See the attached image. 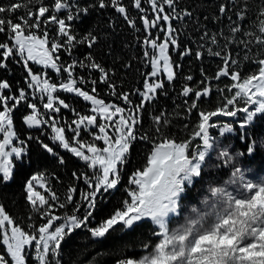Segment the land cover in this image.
Instances as JSON below:
<instances>
[{
    "label": "snow or ice",
    "instance_id": "6c2138e0",
    "mask_svg": "<svg viewBox=\"0 0 264 264\" xmlns=\"http://www.w3.org/2000/svg\"><path fill=\"white\" fill-rule=\"evenodd\" d=\"M177 8L178 0L0 3V35L4 36L0 71L12 76L11 65H16L24 73L14 82L0 78V186L22 178L25 203L38 218L36 222L30 215L22 225L0 203V264H63L64 246L77 230L103 240L117 230L134 231L145 222L152 230L142 243L143 254L123 257L116 264H264V174L252 178L253 168L243 166L245 158L255 163L256 155L264 153V121L259 119L264 115V0L255 18L249 16L248 0L242 5L239 0L221 3L212 19L226 18L227 34L223 29L210 33L205 27L200 35V41L218 49L207 47V55L221 63L212 77L201 69L200 87L184 83L178 93L187 112L198 114L195 127L183 140L163 131L170 124L164 110L152 117V130H143L147 106L167 96L179 76L182 64L173 53L181 60L191 56L201 60L205 54L203 43L196 49L182 47L174 21L191 18L192 12L185 9L181 14ZM108 9L140 34L136 39L142 60L150 69L142 73V86L131 92L119 91L112 82L114 73L93 56L91 49L99 42L96 31L81 34L76 27L93 11ZM114 24L108 22L110 28ZM79 46L89 51L82 58H72ZM254 47L259 51L250 55ZM241 51L243 57L238 59ZM245 62L255 67L245 72ZM222 79L230 81L218 89L222 103L202 109V101L213 92L210 82ZM99 85L121 103L101 98ZM62 94L81 99L88 105L86 112ZM64 111L73 118L67 119ZM241 114L238 127L223 123L219 133L235 132L243 147H219L210 134L218 127L213 118ZM17 119L39 134L29 131L22 136ZM137 144L145 146L142 162L128 171ZM57 149L85 167L71 172L74 183L67 186L63 198L53 187L60 177L41 167L48 157L60 166L66 164ZM213 152L218 162L210 164ZM221 169L228 170L226 179ZM198 184L203 188L199 206L184 212V202ZM120 191L119 206L93 226L101 206Z\"/></svg>",
    "mask_w": 264,
    "mask_h": 264
},
{
    "label": "trees",
    "instance_id": "16d2710c",
    "mask_svg": "<svg viewBox=\"0 0 264 264\" xmlns=\"http://www.w3.org/2000/svg\"><path fill=\"white\" fill-rule=\"evenodd\" d=\"M10 0H0V3L7 4ZM130 0H125V3H129ZM83 3V0H82ZM221 3H228V0H178L177 12L181 13L187 9L192 12L191 18H185L183 20L174 21L175 27L179 30V39L181 45L192 47L196 49L199 43L205 45L204 57L201 60H196L194 56L185 57L183 60L180 59L178 53H173V58L182 67L179 69V76L175 84L169 86L168 95L161 96L156 102L147 106V111L143 115V130H152V117L159 113L160 110H164L166 118L170 121V124L163 129L165 133L173 136L177 140L185 139L192 129L195 127L198 121V114L193 112L189 114L187 112V105L184 104V98L179 96L178 93L184 83H189L190 86L200 87L199 81L202 79L201 69L212 77L218 70V65L221 61L217 57L207 55L206 48L211 46L214 50H218L216 46L210 45L208 41H200L199 37L202 32L206 29L211 32H218L221 29L224 30L225 34L228 32L229 21L226 18H222L221 21H215L212 17L218 15V8ZM240 5L243 4V0H239ZM262 3V0H248L249 16L255 18L258 11V7ZM239 7V5H238ZM132 14L135 15V11L132 10ZM232 15V11L229 12ZM208 17L209 19H205ZM235 20V16L233 15ZM112 20L115 22L114 28L108 26V22ZM77 30L83 34L84 32L94 29L99 36L98 44L91 49L93 56L98 62L102 63L105 68L110 69L114 74L112 76V82L118 86L119 91L131 92L134 89L142 86L143 76L142 73L149 71L142 60V49L136 39L139 33L130 29L126 23L111 9L104 10L103 12L93 11L90 16L85 18L83 21L78 22ZM199 28V31L196 29ZM4 36L0 35V40H3ZM197 41V43H192ZM223 44V41H221ZM89 49L86 46H79L74 52L72 58H82ZM259 50L253 48L251 54H256ZM243 51H241L240 57L242 59ZM63 59L67 61L69 57L63 56ZM12 76H8L6 72L0 71V78H8L11 81L19 80L23 76V71L19 66L11 65ZM245 72L250 71L255 65L248 64L245 62L242 65ZM34 70H39L38 67L34 66ZM86 75V74H85ZM93 77L98 76V73H92ZM187 75L193 76V81L187 82L184 77ZM55 79V76H53ZM211 87L213 89L212 95L206 98L201 103V108L204 110H211L219 106L223 100L218 89L223 88L226 84H229L228 79H222L221 81L212 80ZM108 89L104 85L98 86V92L101 98L106 101L113 100L116 103H121L114 97L107 96ZM66 96L69 94H62L67 102L71 103L75 108L82 112H86L88 105L85 104L81 99L75 98L74 101L68 100ZM134 101H138L136 96L132 97ZM20 113H17L19 117ZM64 116L71 120L72 114L64 111ZM261 121H264V115L259 117ZM232 121H235L232 120ZM185 125L188 127L186 128ZM17 127L22 136H26L29 131L34 135L39 133L35 130L26 129L17 119ZM237 127V126H236ZM69 136L71 133H67ZM224 139L229 141L231 150L237 148L241 149L240 141L237 139L236 133L225 134ZM46 142H48L46 140ZM145 150L143 144H137L132 152V162L128 166V171L142 162V152ZM61 155L64 156L66 164L60 166L57 164L56 159L48 157L41 167L46 168L50 173H55L60 177L59 183L53 181V187L61 196L64 197L67 186L74 181L71 178V172L73 170L84 171L85 167L83 162L73 157L71 154L66 153L62 149H57ZM210 162H218L211 156ZM209 160V161H210ZM251 160L250 157L245 158L243 163H246L248 167L253 168V171H260L264 164V153H260L255 157V163H248ZM214 173L217 170L210 169ZM227 169H221L224 178H227ZM219 174V173H217ZM23 179L18 178L16 181L9 185L0 186V203H2L6 210L16 218L17 222L25 225L27 224L28 217L31 215L34 221L38 222V218L34 212L27 206L24 200ZM80 188H83L82 183L79 184ZM203 194V188L201 185H197V189L193 190L189 200L193 204L198 205L200 198ZM123 196V192H116L111 196L108 202L102 205V211L96 215V220L93 223H98L101 219L105 218L106 215L111 212L115 207L119 206V201ZM152 225L145 222L143 227H138L133 230H117L111 235L107 236L103 240H95L90 234L83 230H77L76 233L68 240L65 244L62 252L63 264H116L118 259L127 256L139 257L143 254L142 243L146 242L151 234ZM0 251H3L0 248Z\"/></svg>",
    "mask_w": 264,
    "mask_h": 264
},
{
    "label": "rangeland",
    "instance_id": "374dc122",
    "mask_svg": "<svg viewBox=\"0 0 264 264\" xmlns=\"http://www.w3.org/2000/svg\"><path fill=\"white\" fill-rule=\"evenodd\" d=\"M69 95H71V94H69ZM66 98H67L68 100L74 101L76 97H74V96L71 95V96H66ZM221 101H223V100H221ZM242 116H243V114H241L240 116H238V117H236V118H230V117H219V118H213L214 121L217 122L218 127H217L216 129H211V130H210V134H211L213 137L216 138V140H217V144H218L219 147H225V146H229V145H230V144H229V141H228L227 139H224V136H220V133H219V125H220V124H223V123H233L234 126H237V127H238V123H237V122L242 118ZM234 119H235V121H232V120H234ZM85 138L87 139L88 137L85 136ZM230 150H231V149H230ZM233 150H238V149L235 148V149H233ZM212 157L215 159V152H213ZM211 161H212V160H210L209 163H210ZM243 166H244L245 168H249V167L247 166L246 163H243ZM261 174H264V164H263L262 169H261L260 171H256V172L253 171V172H250V173H249V175H250L252 178H258V176L261 175ZM184 203H185L184 212H187V211L190 209L191 206L195 205V204H193L192 201L189 200V199L186 200ZM195 206H199V204H198V205H195Z\"/></svg>",
    "mask_w": 264,
    "mask_h": 264
}]
</instances>
